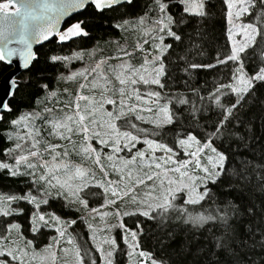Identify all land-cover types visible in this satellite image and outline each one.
<instances>
[{"label": "snow or ice", "instance_id": "snow-or-ice-1", "mask_svg": "<svg viewBox=\"0 0 264 264\" xmlns=\"http://www.w3.org/2000/svg\"><path fill=\"white\" fill-rule=\"evenodd\" d=\"M0 66V264H264V0H0Z\"/></svg>", "mask_w": 264, "mask_h": 264}, {"label": "trees", "instance_id": "trees-1", "mask_svg": "<svg viewBox=\"0 0 264 264\" xmlns=\"http://www.w3.org/2000/svg\"><path fill=\"white\" fill-rule=\"evenodd\" d=\"M40 51H43V49H40ZM10 69L4 68L0 66V79L9 71Z\"/></svg>", "mask_w": 264, "mask_h": 264}, {"label": "water", "instance_id": "water-1", "mask_svg": "<svg viewBox=\"0 0 264 264\" xmlns=\"http://www.w3.org/2000/svg\"><path fill=\"white\" fill-rule=\"evenodd\" d=\"M9 71H10V70H9ZM9 71H8V72H9ZM8 72H7V73H8ZM7 73H6V74H7ZM4 76H5V75H4ZM4 76H3V77L0 79V81H2V80H3Z\"/></svg>", "mask_w": 264, "mask_h": 264}]
</instances>
